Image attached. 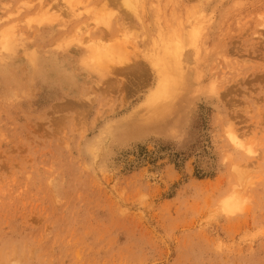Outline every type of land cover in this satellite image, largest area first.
<instances>
[{"label":"rangeland","instance_id":"1","mask_svg":"<svg viewBox=\"0 0 264 264\" xmlns=\"http://www.w3.org/2000/svg\"><path fill=\"white\" fill-rule=\"evenodd\" d=\"M0 264H264V0H0Z\"/></svg>","mask_w":264,"mask_h":264},{"label":"bare ground","instance_id":"2","mask_svg":"<svg viewBox=\"0 0 264 264\" xmlns=\"http://www.w3.org/2000/svg\"><path fill=\"white\" fill-rule=\"evenodd\" d=\"M128 1H129V0H128ZM129 4H130V3H129ZM194 30H195V29H194ZM92 48H93V47H92ZM97 50H99V49H97ZM107 50H108V49H107ZM94 51H95V50H94ZM94 51H93V52H94ZM100 51H101V50H100ZM100 51H98V52H100ZM107 53H109V52H106V54H107ZM97 54H98V53H97ZM97 54H96V55H97ZM100 54H101V53H100ZM102 55L106 56L104 52H103ZM100 57L102 58V56H100ZM103 58H105V57H103ZM103 58H102V59H103ZM106 58L109 59L108 57H106ZM105 60H106V59H104V61H105Z\"/></svg>","mask_w":264,"mask_h":264}]
</instances>
